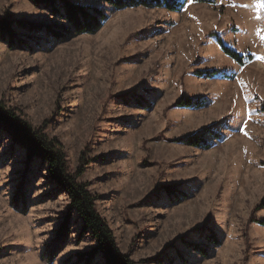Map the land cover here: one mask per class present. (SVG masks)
<instances>
[{"label": "rangeland", "instance_id": "obj_1", "mask_svg": "<svg viewBox=\"0 0 264 264\" xmlns=\"http://www.w3.org/2000/svg\"><path fill=\"white\" fill-rule=\"evenodd\" d=\"M42 0H0V102L63 146L136 264H264V10L257 0H186L117 10L58 41ZM251 59L240 65L216 41ZM215 71L211 77L197 75ZM180 98L201 106L183 107ZM243 128L244 132L239 129ZM246 133V134H245ZM198 136L206 145L182 140ZM67 195L0 131V264H105Z\"/></svg>", "mask_w": 264, "mask_h": 264}, {"label": "trees", "instance_id": "obj_2", "mask_svg": "<svg viewBox=\"0 0 264 264\" xmlns=\"http://www.w3.org/2000/svg\"><path fill=\"white\" fill-rule=\"evenodd\" d=\"M109 4L117 10L127 8H163L170 12H177L185 6L186 0H95ZM195 3L215 4L217 0H192ZM41 5L50 9L52 16L61 19L68 24L60 30H51L50 27H38L27 22H18L19 29L27 31H39L55 40L63 41L66 36L92 35L99 31L106 20V15L96 7H88L76 4L70 0H42ZM12 23L0 21V33L10 35ZM221 51L236 63L243 65L251 59L250 55L242 56L226 47L221 39L214 34ZM197 75L211 77L215 71H200ZM203 103L198 99L180 98L176 106L198 107ZM264 114V105L261 107ZM0 131L5 132L12 141V145L26 152L28 161L38 162L46 172L48 179L67 195L69 211L77 215L82 228L91 234L95 241V247L87 255L92 259L101 255L105 264H136L127 255L121 254L116 246L113 233L100 217L96 210V197L92 195L84 184L77 179L83 174L82 169L71 173L68 169L66 154L62 144L55 138L49 137L42 129L32 127L25 118L16 110L6 107L0 102ZM183 142L192 145H206L198 136L186 137ZM208 146V145H206ZM260 207L264 208V196L260 201ZM264 226V220L258 222Z\"/></svg>", "mask_w": 264, "mask_h": 264}, {"label": "snow or ice", "instance_id": "obj_3", "mask_svg": "<svg viewBox=\"0 0 264 264\" xmlns=\"http://www.w3.org/2000/svg\"><path fill=\"white\" fill-rule=\"evenodd\" d=\"M255 7L258 8V9L264 10V0H257V2L255 4ZM260 38H261L262 41H264V36H261ZM239 131L240 132H244V129L240 128Z\"/></svg>", "mask_w": 264, "mask_h": 264}]
</instances>
